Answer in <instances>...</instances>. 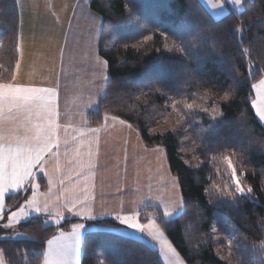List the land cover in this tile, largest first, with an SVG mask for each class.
I'll return each instance as SVG.
<instances>
[{
  "label": "trees",
  "instance_id": "1",
  "mask_svg": "<svg viewBox=\"0 0 264 264\" xmlns=\"http://www.w3.org/2000/svg\"><path fill=\"white\" fill-rule=\"evenodd\" d=\"M90 1L102 18L98 48L109 71L90 123L101 124L107 114L121 117L145 143L165 148L184 210L166 220L157 208V221L186 264H264V125L252 108L253 85L264 78V0H243L241 11L230 7L217 19L201 0ZM19 26L17 0H0L2 81L14 76ZM177 117L183 120L176 128L152 131ZM187 135L198 160L191 166L181 149ZM214 155L235 159L244 192L237 190L232 174L223 177L216 171L218 163L210 160ZM29 193L7 196L5 217ZM144 214L141 221L146 222ZM6 220L0 219L5 262L42 264L46 241L57 226L45 215H34L16 226L26 237H4L12 232L4 227ZM74 223L89 226L81 264H163L156 248L121 234L116 229L121 223L112 216L69 218L60 227L71 229ZM216 230L232 234L234 261L217 252Z\"/></svg>",
  "mask_w": 264,
  "mask_h": 264
},
{
  "label": "crops",
  "instance_id": "2",
  "mask_svg": "<svg viewBox=\"0 0 264 264\" xmlns=\"http://www.w3.org/2000/svg\"><path fill=\"white\" fill-rule=\"evenodd\" d=\"M17 5L19 6L20 16L19 58L12 80H0V84L54 88L57 93L56 110L59 113L57 123L61 126L58 130L61 140L63 141L65 135H67L69 140L72 136L82 139L84 144L81 151L85 153L88 151L89 143H91L93 155L91 157L92 168L89 181V200L85 203L83 210L88 211L92 216L97 217V219L111 217L109 216L111 212L113 214L117 212V207H113V205L120 206L119 210H122L124 205L127 206L126 194H128L130 195L129 203L133 205L134 210L140 211V203L136 198H133L134 194L131 193V186L128 187L130 182H127L129 189L125 187L126 191H121L117 187L120 184L124 187L125 171L133 176L131 168L134 166L133 161L137 157L133 156L132 150L136 151L139 143L138 139H142L140 133L131 123L121 117L110 114L104 115L103 122L99 125L94 126L90 123L89 113L98 107L100 99L106 92L104 91V85L100 81L102 78L106 79L107 86L108 79V64L106 59L101 56L98 48L99 35L102 28L101 16L97 15L98 13L91 8L90 0H17ZM74 17L76 24H82L83 20H88V28L82 26V28L88 29L87 36L83 40L88 41L91 48V58L94 60V64L99 71L100 77L97 81L101 85L96 89H91V84H89L86 90L83 84L81 87L79 83L75 84L73 82L74 85L65 83L64 71L67 62L65 59V46L70 24ZM84 75L87 76V73ZM72 86L74 87L70 88ZM89 129H99V131L93 135ZM81 133H83L82 137ZM142 140L144 141V139ZM60 151L59 164L61 168L67 169L72 167L73 165H70L69 161L72 160L73 154L69 152L65 156L63 143L61 144ZM84 160L87 162L88 157L85 156ZM49 176H51L53 183H56L60 179V174L53 171L52 165H49L47 175L37 170V178L34 183L40 185L37 197L40 203H43L48 198H51V201L55 202L56 190L53 188L51 192L49 191L51 187L48 182ZM43 182H46L44 188H42ZM81 185H83V181ZM29 191L30 193L26 198L31 197V190ZM16 193L19 192L15 190L6 192L4 203L7 196L15 195ZM70 207V205L65 207L63 201H61L57 209L64 213V219L61 222L65 219L76 217L84 219L81 216H74L68 210ZM110 208L113 211H110ZM77 210H81L79 206ZM34 215H45L47 222L54 223L48 219L46 214H40L33 210L29 217ZM29 217H25L27 219L22 221L28 220ZM88 229L89 226L86 225V229L81 236L80 264L82 262L84 234ZM13 230L14 228H12V232ZM70 230L67 229L65 231ZM126 234L150 244L136 234ZM7 235L4 237H7ZM45 249L47 250V243Z\"/></svg>",
  "mask_w": 264,
  "mask_h": 264
},
{
  "label": "snow or ice",
  "instance_id": "3",
  "mask_svg": "<svg viewBox=\"0 0 264 264\" xmlns=\"http://www.w3.org/2000/svg\"><path fill=\"white\" fill-rule=\"evenodd\" d=\"M239 2V0H234ZM215 6V5H214ZM256 89V99L252 104L256 106L257 114L264 119V79L253 85ZM56 90L54 88L24 87L15 84H0V219H7L6 228L19 224L31 211L46 214L48 219L57 226L56 234L47 239V250L43 264H80V241L86 229L85 223H74L70 231L60 227L64 219L63 211L57 210L61 201L74 216H81L86 220H95L88 211L83 210L89 200V181L92 168L91 143L88 151L82 152L84 141L67 135L61 140L57 123L59 113L56 110ZM94 135L99 129H89ZM81 137L83 133L80 134ZM64 145V154H73L69 161L72 167L61 168V144ZM88 160L85 162L84 157ZM229 164H231L229 158ZM49 165L53 171L60 174V179L53 183L49 176V191L56 190L55 202L51 198L43 203L38 202L40 185L34 183L37 170L48 174ZM78 169V170H77ZM74 174V178H73ZM235 176V169L233 168ZM83 181V185L81 182ZM237 190L244 192L238 177L235 178ZM9 190L17 192L31 190V197L25 198L23 203L16 205V210H9L5 217V194ZM251 193V189H248ZM78 206L81 210H77ZM167 205L164 206V216H170ZM120 223L138 232L147 231L160 243L161 251L169 264H173L169 253H174L172 245L164 238V232L150 219L147 224L139 222L134 216H115ZM47 222V221H46Z\"/></svg>",
  "mask_w": 264,
  "mask_h": 264
},
{
  "label": "rangeland",
  "instance_id": "4",
  "mask_svg": "<svg viewBox=\"0 0 264 264\" xmlns=\"http://www.w3.org/2000/svg\"><path fill=\"white\" fill-rule=\"evenodd\" d=\"M205 6L208 8L211 15L214 18H219L226 13H228L230 7H233L239 11L242 10L243 0H239V2H234V0H201ZM215 5V6H214ZM99 15V14H97ZM99 17V16H98ZM76 19L73 18L70 29L67 35V42L65 46V59H66V69L64 71L65 83L70 85H74L73 82L79 83L82 87L88 88L89 84L92 85L91 89L99 88L101 83L104 85V91H106V79L102 78L101 83L97 80L100 77L99 71L97 66L94 64V60L91 58V48L87 40H83L88 33V20H83L82 24H76ZM85 26L86 28H82ZM102 58V57H101ZM103 59V58H102ZM105 60V59H104ZM107 62V60H106ZM108 64V62H107ZM108 67V65H107ZM108 71V68H107ZM83 73V74H82ZM87 73V76L84 75ZM107 76H109V71L107 72ZM264 79V78H261ZM260 80V79H259ZM258 80V81H259ZM258 81L256 83H258ZM254 83V85L256 84ZM74 86L70 87L73 88ZM68 88V89H70ZM254 88V87H253ZM75 90V89H70ZM255 95L252 100L256 99L257 92L254 88ZM177 103L175 101H171V105L173 109L176 108ZM252 108L255 111L258 120L264 125V119H261L257 114L256 106L252 104ZM182 121L183 118L177 117L175 120L173 119H166L163 122L155 125L153 128V132H165L166 130H171L176 128V124L179 121ZM138 134V132H137ZM189 136H185L182 140V156L184 160L187 162L189 166L192 164H197L198 160L195 159V155L190 149L189 145ZM139 143L136 148V151L132 150L133 156L137 158L133 161L134 166L131 168V173L133 176L129 175L127 171H125L124 177V187L123 185H118L117 187L121 191H126L125 187L128 188L131 186V193L134 194L133 198L140 203V211L134 210L132 204L129 203V196L126 194L127 199V206L124 205L122 210L120 206L113 205V207H117V212L111 215L115 218V216H134L136 217L139 222L143 224H147L150 219H155L156 223L160 226L159 221H157V217L159 215V209L164 212V206L167 205L169 211H171L170 216L163 217L166 220H170L171 218H175L178 216L183 210V196L181 192V185H179L178 177L176 174L172 173L170 169V165L168 162V157L166 150L161 145L151 146L145 143L142 139H138ZM133 149V146H132ZM229 158L231 164H229ZM213 162L216 161L218 163L219 168L216 170L218 173H222V176L225 177L226 175H233V168L235 159L229 155L221 156V155H214L211 157ZM235 176L232 178L233 181ZM127 182H130L127 187ZM121 187V189H120ZM230 185L227 183V188L229 189ZM129 189V188H128ZM149 204V205H148ZM147 206H152V208H146ZM159 208V209H157ZM145 211V217H147L146 222L141 221V211ZM110 211H113L110 208ZM29 217V216H27ZM27 219V218H24ZM23 219V220H24ZM118 221V220H117ZM119 222V221H118ZM17 224H14L11 228H14L13 232L10 235L14 238L18 237H26L27 235L23 233L19 228L15 227ZM162 229V227L160 226ZM119 230L121 234L132 233L136 234L137 236L145 239L151 245L156 247L159 252V256L161 257L163 264H169V260L165 258L164 253L161 251L160 243L154 237H152L147 231L145 232H138L129 228L128 226L121 223L120 227L116 228ZM163 230V229H162ZM124 231V232H123ZM126 232V233H125ZM164 232V231H163ZM127 235V234H126ZM216 239L219 241L217 245V252L220 256L228 261H234V252H233V241H232V234L224 233L219 230H216ZM164 238L169 241L172 245L173 249H175L174 253H169V257L172 259L173 264H186L184 256L180 254L174 243L169 239L167 234L164 232ZM264 260V256H263ZM0 264H7L4 260V256L2 251H0Z\"/></svg>",
  "mask_w": 264,
  "mask_h": 264
}]
</instances>
